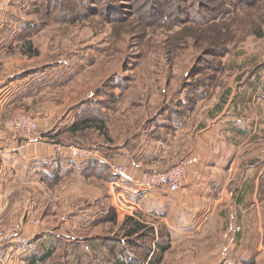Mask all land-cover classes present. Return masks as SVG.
Returning a JSON list of instances; mask_svg holds the SVG:
<instances>
[{
    "label": "rangeland",
    "instance_id": "obj_1",
    "mask_svg": "<svg viewBox=\"0 0 264 264\" xmlns=\"http://www.w3.org/2000/svg\"><path fill=\"white\" fill-rule=\"evenodd\" d=\"M4 8L10 14L15 11L2 20L6 32L1 30L0 36L4 42L17 40L5 53L13 59L32 57L20 47L31 39L38 55L15 67L44 72L49 85L58 84L59 97L50 96L49 110L24 113L39 122L54 114L64 144L98 149L114 165L120 162L122 145L134 150L137 140L153 135L148 130L152 119L161 123L172 116L186 117L192 136L207 120L215 119L222 127L235 119V130H248L245 136L233 133L235 141L257 143L242 153L240 168L251 160L248 169L264 170V0H10ZM8 76L14 74L5 72L0 62V83ZM74 112L78 118H104V131L89 129L73 136L63 132ZM44 127L39 126V132ZM111 165L96 172H112L121 180ZM85 180L100 190L98 199H79L73 190L58 196L48 185L47 192L53 190L44 194L48 204L33 223L43 217L51 224L58 214L73 220L76 209L85 205L90 206L88 213L76 214V233L119 235L117 225L105 221L117 197L102 178L88 175ZM76 182V174L66 177L63 187ZM258 184L257 200L263 201L264 172ZM127 215L132 214L120 209L117 222ZM157 219V229L165 232L166 223ZM177 255L169 248L159 264H180L184 256Z\"/></svg>",
    "mask_w": 264,
    "mask_h": 264
},
{
    "label": "crops",
    "instance_id": "obj_2",
    "mask_svg": "<svg viewBox=\"0 0 264 264\" xmlns=\"http://www.w3.org/2000/svg\"><path fill=\"white\" fill-rule=\"evenodd\" d=\"M8 1L0 0V33L6 32L2 20L15 11L10 14L4 8ZM16 41L4 42L0 36V62L5 72L14 74L0 83V228L24 237L26 243L1 247L0 264H111L106 258L107 247L99 245L94 240L96 236L76 233V214L88 213L90 206L76 209L75 220L58 214L51 224L43 217H39V223H33L48 204L43 200L44 194L53 191L47 192L48 185H52L56 195L63 196L73 190L83 200L98 199L100 190L86 184L82 163L53 155L51 138L60 130V124L52 119L54 114L41 122L35 116L40 127H46L32 141L4 124L6 116L1 118L2 114L49 110L50 96L59 97L55 87L58 84L47 83L48 74L15 67L34 59L25 55L23 60L13 59L7 55L5 52ZM228 122L221 127L215 119L207 120L205 127L192 136L191 122L185 117L177 129L170 128L158 135L151 132L149 139L137 140L134 150L122 145L118 159L126 164L128 174L116 186L112 185L113 181L108 183L110 194L115 193L116 187L117 195L132 198L131 177H137L139 171H162L176 163L186 165L190 174L186 187L175 193L150 190L134 197L144 215L166 223L170 250L178 253L179 258L184 256L180 264H220L221 260L222 264H235V261L264 264V199L257 200L258 181L264 170L248 169L251 160L246 163L247 170L240 168L242 153L256 148L257 143L236 142L233 133L245 136L244 131L248 130H235V119ZM260 146L264 147V143ZM74 173L76 184L64 188L65 178L75 177ZM36 193L40 197L34 196ZM27 194L32 196L27 198ZM49 250L51 254L41 260Z\"/></svg>",
    "mask_w": 264,
    "mask_h": 264
},
{
    "label": "trees",
    "instance_id": "obj_3",
    "mask_svg": "<svg viewBox=\"0 0 264 264\" xmlns=\"http://www.w3.org/2000/svg\"><path fill=\"white\" fill-rule=\"evenodd\" d=\"M29 31L30 29L28 32ZM21 48H23V54L25 55H38V50L33 46L31 39H26ZM73 109H76V106L70 110ZM153 120L154 119L148 122V130L150 132H155L156 135L163 131L167 132L170 128L172 130L177 129L184 121L182 119L174 120L173 116L166 118L165 122L163 121L161 123L154 122ZM89 129H95L99 132L104 131V118L98 117L97 115L78 118L76 117V112H74L73 122L66 126L63 132L73 136ZM60 134L61 133H58L51 138L53 143H65L64 141L58 139ZM81 165H84L83 175L85 178L90 175L97 179L102 178V181L106 183L118 179V176L112 175V172H109L110 174H105L104 176H100L98 172H96L97 169L99 170L102 167H107V163L101 160L94 159L86 163H82ZM146 171L147 170L143 172ZM108 208L112 214L105 221H110L113 224H116L119 235H115L114 233L113 235H99L94 237V240H96L99 245L107 247L106 258L111 262V264H159L165 252L170 248V234L168 232V228H165V232L161 228L157 229V225H159L157 223L158 219L156 218V223L151 222L146 219L147 216L141 211H137L134 215L125 216L124 219L118 223L115 209L112 206ZM142 238L145 239V243L138 244V240ZM161 239L164 242H161ZM50 254L51 250L45 252L40 259L42 260Z\"/></svg>",
    "mask_w": 264,
    "mask_h": 264
},
{
    "label": "built area",
    "instance_id": "obj_4",
    "mask_svg": "<svg viewBox=\"0 0 264 264\" xmlns=\"http://www.w3.org/2000/svg\"><path fill=\"white\" fill-rule=\"evenodd\" d=\"M4 124L12 130L21 134L27 141H32L37 137L39 133V122L30 114L19 112L12 114L4 119ZM53 155L57 158H63L71 160L76 163H86L90 160L98 159L108 165L111 159H109L103 152L98 149L84 147L80 145H69L64 143H52ZM114 171L120 177H126L127 168L126 164L118 163L111 165ZM120 180L112 182L113 186ZM131 194L132 198H126L122 195L114 193V197H117V204H113V208L117 213L120 209L123 213L132 214L140 211L138 204L135 200V195L140 192L150 190H163L168 193H175L178 190L184 188L190 182V174L184 163H176L162 171H139L137 177H131ZM26 239L22 236H15L9 231H3L0 229V248L13 245V244H25Z\"/></svg>",
    "mask_w": 264,
    "mask_h": 264
}]
</instances>
